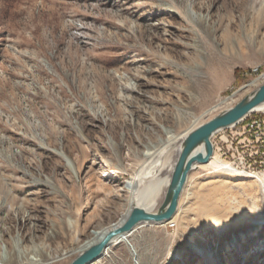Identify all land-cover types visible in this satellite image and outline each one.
<instances>
[{
    "label": "rangeland",
    "instance_id": "obj_1",
    "mask_svg": "<svg viewBox=\"0 0 264 264\" xmlns=\"http://www.w3.org/2000/svg\"><path fill=\"white\" fill-rule=\"evenodd\" d=\"M263 83L264 0H0V260L68 264L147 150ZM211 140L239 176L197 165L91 264H264V111Z\"/></svg>",
    "mask_w": 264,
    "mask_h": 264
},
{
    "label": "water",
    "instance_id": "obj_2",
    "mask_svg": "<svg viewBox=\"0 0 264 264\" xmlns=\"http://www.w3.org/2000/svg\"><path fill=\"white\" fill-rule=\"evenodd\" d=\"M256 111H264V83L233 106L187 132L175 160L163 201L156 211L149 212L139 206H133L121 224L108 229L98 242L78 253L68 264H91L105 253L114 239H126V235L142 224L166 222L177 211L179 198L191 170L197 165L207 164L212 158V136Z\"/></svg>",
    "mask_w": 264,
    "mask_h": 264
},
{
    "label": "bare ground",
    "instance_id": "obj_3",
    "mask_svg": "<svg viewBox=\"0 0 264 264\" xmlns=\"http://www.w3.org/2000/svg\"><path fill=\"white\" fill-rule=\"evenodd\" d=\"M187 132L188 131H185L179 135H171L160 146H156L150 150H147L146 156L148 157V160L141 166L140 170L132 176V178L127 180L128 183H126V187L130 195L127 204L128 209L126 212L118 220L111 222L109 225L92 230L91 236L83 241L76 252H82L90 245L98 242L104 236L106 231L112 226L121 224L126 219L130 209L133 206H139L149 212L157 210L154 209V207L158 200L162 198L163 193H165L164 191H166L168 187L176 159L175 156L178 155L181 148V143ZM205 165H211L219 172H223L222 169H229L234 173L230 174L236 176H239L240 174V172H238L235 167H232L227 163H223L214 156H212L210 161ZM122 172L123 177L129 176L127 175L126 171ZM255 180H261L262 184L264 185V181L259 175H255ZM98 198L99 195H96L94 200ZM180 208L181 206L177 207V213L179 212ZM173 219H175V217H173ZM129 234L126 235V239L121 237L114 239L112 244L127 240ZM4 259L5 258L0 260V264H4Z\"/></svg>",
    "mask_w": 264,
    "mask_h": 264
},
{
    "label": "built area",
    "instance_id": "obj_4",
    "mask_svg": "<svg viewBox=\"0 0 264 264\" xmlns=\"http://www.w3.org/2000/svg\"><path fill=\"white\" fill-rule=\"evenodd\" d=\"M244 119V118H243ZM243 119H241V120H243ZM240 120V121H241ZM239 121V122H240ZM238 122V123H239ZM258 124H260L259 122H258V120H253V121H251L250 123H249V125L247 124V126L250 128V129H255V127L258 125ZM258 127V126H257Z\"/></svg>",
    "mask_w": 264,
    "mask_h": 264
}]
</instances>
